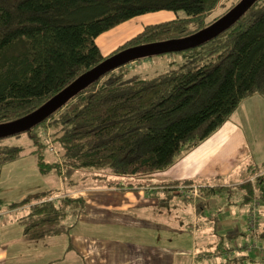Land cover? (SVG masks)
Wrapping results in <instances>:
<instances>
[{
  "label": "trees",
  "instance_id": "obj_1",
  "mask_svg": "<svg viewBox=\"0 0 264 264\" xmlns=\"http://www.w3.org/2000/svg\"><path fill=\"white\" fill-rule=\"evenodd\" d=\"M219 1L0 0V124L37 109L106 57L128 47L189 36L240 0L207 21L208 11ZM158 10L181 11V15L144 25L112 53L102 54L96 41L101 33ZM178 52L183 55L178 71L145 78L131 74L129 62L125 63L97 77L43 121L23 131L32 140L30 152L36 155L39 171L60 172V164L97 171L100 178L108 176L104 168L123 177L162 171L215 132L242 100L263 97L264 0H256L218 35ZM46 128L52 131L50 144L56 156L52 161L46 160L44 153L48 146L42 132ZM20 152L21 148L13 147L0 153V165ZM249 169L253 180L240 184L241 204L258 203L256 228L250 233L264 247V160ZM202 183L206 180H169L161 185L173 196L178 194L174 190L178 186ZM107 185L122 189L146 186L115 181ZM205 185H198L203 196L224 189ZM50 192L11 205H29L16 217L26 241L66 234L69 226L65 219L85 209L84 199L77 196L38 201ZM210 233L214 241L204 252L230 251L216 227ZM225 259L229 264H242L244 258Z\"/></svg>",
  "mask_w": 264,
  "mask_h": 264
},
{
  "label": "crops",
  "instance_id": "obj_2",
  "mask_svg": "<svg viewBox=\"0 0 264 264\" xmlns=\"http://www.w3.org/2000/svg\"><path fill=\"white\" fill-rule=\"evenodd\" d=\"M242 137L239 125L233 124L229 117L209 137L182 152L170 167L149 174L156 182L144 187L122 189L97 182L75 189L64 190V185L52 189L50 195L56 199L69 195L82 196L85 201L84 211L66 222L69 226L66 234L26 241L23 225L16 217L29 205H11L48 190L19 192L16 199L3 203L8 204L6 209L0 207V264H229L226 257H243L242 264L247 260L254 262V258L247 252L241 254L240 250L254 251L256 257L264 253V247L251 235L248 220L247 227L240 223L241 215L235 208L243 211L246 205L241 204L240 184L253 180L250 173L245 175L246 169L253 167L244 164ZM29 158V164L25 165L23 160L20 167L37 164L35 154L31 153ZM242 160L240 175L225 183L223 174ZM59 167L60 172L54 170L61 177L66 168L61 164ZM80 171H90L91 178H99L97 171ZM83 175L86 177V173ZM186 179H204L206 183L198 185H219L224 189L219 194L203 196L200 187L193 184L198 188L197 195L184 196L178 192L170 196L169 188L161 185L163 181ZM66 182L74 184L72 179ZM252 205H247L249 211ZM173 208L175 213L170 216ZM213 227L225 238L226 247L231 246L229 252H204L211 249L208 244L214 241L210 233ZM237 252L239 256L235 255Z\"/></svg>",
  "mask_w": 264,
  "mask_h": 264
},
{
  "label": "rangeland",
  "instance_id": "obj_3",
  "mask_svg": "<svg viewBox=\"0 0 264 264\" xmlns=\"http://www.w3.org/2000/svg\"><path fill=\"white\" fill-rule=\"evenodd\" d=\"M235 1L236 0H220L212 10L208 11L206 15L207 21H210L215 16L225 12L235 3ZM177 14L181 15V11H178ZM177 14L172 10H158L135 16L116 25L110 30L101 33L96 38L97 44L103 55H109L119 44L138 33L144 25L166 21L175 18ZM182 65L183 55L180 52L155 54L132 60L127 64L131 74H136L145 78L174 73L178 71ZM230 120L233 124H238L242 130L244 145L241 153L245 158V162L242 160V162L236 165L233 169L223 174L224 176L222 177L225 183L235 180L234 176L240 175L241 170L239 167L243 162L252 167H256V165H253L254 163H257L258 167L261 161L264 160V96L255 95L244 99L239 103L237 110L230 115ZM51 133L52 131L50 128H46L42 132L43 141L48 146L44 150L45 158L48 161L49 159L52 160L56 157L54 152L55 149L51 148L52 145L50 144ZM13 147L21 148L20 154L14 159L5 161L0 165V207L2 209L8 207L7 203L3 204L4 202L9 201L10 199H16V195L21 191L29 193L32 190L37 189L52 190L61 187V185H64V190L75 189L97 184V182L107 183L110 181L120 182L122 184L141 183L144 185L156 182V179L149 174L135 177L115 176L109 173V168H104V170H102L103 172H108L107 177H99L97 179L91 178L90 171L83 172L80 171L81 169L68 168L65 169L61 177H58L54 169L47 172V175H44L38 171L37 164L33 163L25 169L20 167L22 166L23 160L25 165L29 164V157L31 155L30 151L34 149L32 140L28 137L26 132L0 138V153L6 154ZM236 149L238 150V148ZM246 172L245 175L250 173L249 167L246 169ZM83 173H86V177ZM68 179L73 180V186L66 182ZM61 180H63V182H61ZM219 181L220 180H218L216 184H218ZM80 197L83 198L82 196ZM233 204H235V201ZM235 208L236 212L241 215L240 223L247 227V213L249 207L247 208V205H243V211L237 207ZM174 213L175 208L169 212V215L172 216ZM6 214L9 216V213ZM72 219L74 220L75 217L68 216L65 219V224ZM240 251L241 254L247 252L248 256L254 258V262H249L247 260L246 262L244 261L243 264H264V253L260 252L261 255L254 257V251ZM235 255L239 256L240 254L237 252Z\"/></svg>",
  "mask_w": 264,
  "mask_h": 264
},
{
  "label": "water",
  "instance_id": "obj_4",
  "mask_svg": "<svg viewBox=\"0 0 264 264\" xmlns=\"http://www.w3.org/2000/svg\"><path fill=\"white\" fill-rule=\"evenodd\" d=\"M255 1L256 0H240L213 23L189 36L128 47L106 57L101 62L79 75L70 84L44 102L37 109L12 121L1 123L0 138L23 132L40 123L51 113L60 108L78 91L94 82L97 77L104 75L120 65L155 54L186 50L209 40L227 29L240 16H242L247 8Z\"/></svg>",
  "mask_w": 264,
  "mask_h": 264
},
{
  "label": "built area",
  "instance_id": "obj_5",
  "mask_svg": "<svg viewBox=\"0 0 264 264\" xmlns=\"http://www.w3.org/2000/svg\"><path fill=\"white\" fill-rule=\"evenodd\" d=\"M197 186H178L177 192L184 194V196H195L198 194ZM57 197L48 195L43 199H40L38 201L43 200H55ZM258 203L256 201L253 202L252 208L250 209L249 216H248V227L250 230H254L256 228V210H257ZM252 247V246H251Z\"/></svg>",
  "mask_w": 264,
  "mask_h": 264
}]
</instances>
